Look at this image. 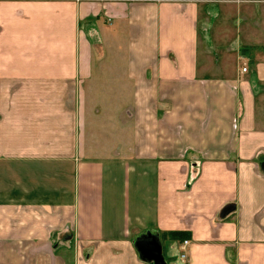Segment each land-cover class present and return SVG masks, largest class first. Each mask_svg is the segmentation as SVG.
Listing matches in <instances>:
<instances>
[{
  "label": "crops",
  "instance_id": "0c3cea01",
  "mask_svg": "<svg viewBox=\"0 0 264 264\" xmlns=\"http://www.w3.org/2000/svg\"><path fill=\"white\" fill-rule=\"evenodd\" d=\"M148 231L264 264V0H0V264H148Z\"/></svg>",
  "mask_w": 264,
  "mask_h": 264
},
{
  "label": "water",
  "instance_id": "95a60500",
  "mask_svg": "<svg viewBox=\"0 0 264 264\" xmlns=\"http://www.w3.org/2000/svg\"><path fill=\"white\" fill-rule=\"evenodd\" d=\"M140 259L148 264H167L163 252L159 234L148 231L138 237L134 243Z\"/></svg>",
  "mask_w": 264,
  "mask_h": 264
},
{
  "label": "built area",
  "instance_id": "2783aa9c",
  "mask_svg": "<svg viewBox=\"0 0 264 264\" xmlns=\"http://www.w3.org/2000/svg\"><path fill=\"white\" fill-rule=\"evenodd\" d=\"M69 1H73L75 3H79L82 0H69ZM243 71H246V68H244ZM188 245H189V241H184L182 243V245H181L182 253H181L180 257H181L182 260H186L187 259V248H188Z\"/></svg>",
  "mask_w": 264,
  "mask_h": 264
},
{
  "label": "trees",
  "instance_id": "16d2710c",
  "mask_svg": "<svg viewBox=\"0 0 264 264\" xmlns=\"http://www.w3.org/2000/svg\"><path fill=\"white\" fill-rule=\"evenodd\" d=\"M173 236H175V235H173ZM177 236H179V235H177Z\"/></svg>",
  "mask_w": 264,
  "mask_h": 264
},
{
  "label": "bare ground",
  "instance_id": "6f19581e",
  "mask_svg": "<svg viewBox=\"0 0 264 264\" xmlns=\"http://www.w3.org/2000/svg\"><path fill=\"white\" fill-rule=\"evenodd\" d=\"M167 262V261H166Z\"/></svg>",
  "mask_w": 264,
  "mask_h": 264
},
{
  "label": "rangeland",
  "instance_id": "374dc122",
  "mask_svg": "<svg viewBox=\"0 0 264 264\" xmlns=\"http://www.w3.org/2000/svg\"><path fill=\"white\" fill-rule=\"evenodd\" d=\"M165 254V253H164Z\"/></svg>",
  "mask_w": 264,
  "mask_h": 264
}]
</instances>
